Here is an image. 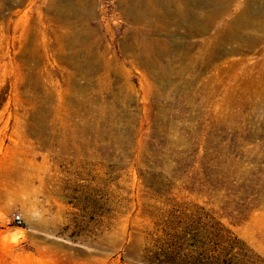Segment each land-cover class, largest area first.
Returning <instances> with one entry per match:
<instances>
[{
	"label": "rangeland",
	"instance_id": "374dc122",
	"mask_svg": "<svg viewBox=\"0 0 264 264\" xmlns=\"http://www.w3.org/2000/svg\"><path fill=\"white\" fill-rule=\"evenodd\" d=\"M46 4L0 0V264H264V105L224 72L226 58L264 57V43L204 68L203 87L180 83L171 46L175 71L152 80L121 48L124 0H96L99 52L120 71L80 76ZM187 24L154 37L199 38Z\"/></svg>",
	"mask_w": 264,
	"mask_h": 264
},
{
	"label": "bare ground",
	"instance_id": "6f19581e",
	"mask_svg": "<svg viewBox=\"0 0 264 264\" xmlns=\"http://www.w3.org/2000/svg\"><path fill=\"white\" fill-rule=\"evenodd\" d=\"M193 2L198 5L206 4L209 9L190 11L189 6ZM235 2L236 0H124V10L133 24L121 37V48L128 51L133 57V62L138 61L151 71L152 80H158L164 74L175 71L176 66L170 65L171 60L167 58V54L171 46L177 49L180 47L179 57L183 64L177 70L180 83L187 86L201 82L198 86L203 87L206 82L204 78L207 81L213 80V74L202 75L204 68L210 65L217 68V64H220L217 60L223 56L249 48H259L264 43V11L250 2ZM95 4L96 0H73L70 3H64L63 0H47V9L54 11L52 18L68 28L56 29L59 31L58 51L63 47L69 48V52L63 53L62 56L75 75L88 77L94 69L103 68L104 64L107 65L105 70L109 74L120 71L121 63L116 58L106 56V51L99 52L100 41L96 38L97 28L94 22L97 10ZM233 5H236L234 9ZM171 15L174 16L171 23L175 27L190 20L191 25L188 27L187 24L188 34L200 37L180 45L178 42L168 44L166 40L154 37L161 30H165L166 35L176 33L175 27H167L169 21L166 20ZM225 15L230 17L224 19ZM47 16H50L49 12ZM208 30L209 34L202 36V33ZM234 41L239 44L229 46L230 42ZM34 45L35 40L33 48L36 50L37 46ZM192 47H195V53L189 54V48ZM28 55H20L24 58V64H35L33 52ZM247 60L248 57L244 55L226 58L224 72L226 71L227 79H230V70V73L235 72L237 77L248 80L247 93L264 105V57L246 65ZM193 68H198L199 72L188 73ZM227 93L226 90L225 95Z\"/></svg>",
	"mask_w": 264,
	"mask_h": 264
},
{
	"label": "built area",
	"instance_id": "2783aa9c",
	"mask_svg": "<svg viewBox=\"0 0 264 264\" xmlns=\"http://www.w3.org/2000/svg\"><path fill=\"white\" fill-rule=\"evenodd\" d=\"M17 219H19V216H16ZM19 221V220H18Z\"/></svg>",
	"mask_w": 264,
	"mask_h": 264
},
{
	"label": "water",
	"instance_id": "95a60500",
	"mask_svg": "<svg viewBox=\"0 0 264 264\" xmlns=\"http://www.w3.org/2000/svg\"><path fill=\"white\" fill-rule=\"evenodd\" d=\"M14 228V227H13ZM16 228V227H15Z\"/></svg>",
	"mask_w": 264,
	"mask_h": 264
}]
</instances>
